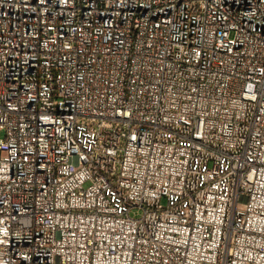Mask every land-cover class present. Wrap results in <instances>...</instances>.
<instances>
[{"label": "built area", "instance_id": "1", "mask_svg": "<svg viewBox=\"0 0 264 264\" xmlns=\"http://www.w3.org/2000/svg\"><path fill=\"white\" fill-rule=\"evenodd\" d=\"M0 264H264V0H0Z\"/></svg>", "mask_w": 264, "mask_h": 264}]
</instances>
